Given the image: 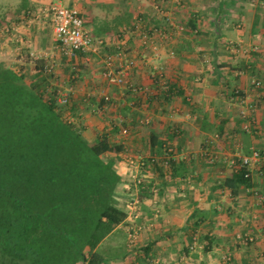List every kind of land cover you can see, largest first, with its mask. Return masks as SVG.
I'll return each mask as SVG.
<instances>
[{"label": "crops", "instance_id": "obj_1", "mask_svg": "<svg viewBox=\"0 0 264 264\" xmlns=\"http://www.w3.org/2000/svg\"><path fill=\"white\" fill-rule=\"evenodd\" d=\"M52 1L0 0V62L28 86L39 83L74 127L27 130L19 152L15 139V189L32 203L28 218L43 216L44 204L59 203L56 179L68 181L72 169L66 156L56 158L73 150L70 139L86 142L101 150L92 166L118 176L111 203L125 212L93 248L86 243L65 264H89L95 251L99 264H225L228 255L229 264H264V200L256 194L264 197V96L252 85L254 77L264 81V0H62L79 8L96 48L71 56L57 48ZM155 28L164 33L144 42ZM119 44L135 64L127 83L109 84L102 70ZM253 45L260 51H245ZM46 62L53 73L44 71ZM53 137L61 138L55 146ZM255 149L263 155L247 182L226 185L235 172L227 158ZM20 216L24 210L15 225ZM36 256L26 262L37 263Z\"/></svg>", "mask_w": 264, "mask_h": 264}, {"label": "trees", "instance_id": "obj_2", "mask_svg": "<svg viewBox=\"0 0 264 264\" xmlns=\"http://www.w3.org/2000/svg\"><path fill=\"white\" fill-rule=\"evenodd\" d=\"M45 79L46 78L43 77L40 80V83L45 81ZM12 81H15V139L18 140V152L19 150L23 151V148L27 145V137H24L23 134L27 130L49 129L53 132H66L67 130L74 128L71 124H68L67 122L62 120V110L60 109L61 104L57 103L56 98H45L43 92L44 90H42L41 88H37V85L39 83L34 86H28L27 84H25V76L22 74H17L13 68H11L10 66H6V63L4 62H0V104L2 103L1 96H4L5 93H9L10 88H13L11 87L13 84H11L9 87L7 85ZM6 102L7 100L4 101V104H6ZM2 111L4 112V110ZM69 139L70 138H67V140ZM84 143L85 142H83V144ZM51 144L52 146H55V140L53 138H51ZM68 144H74L75 146H77V143H75V141H71V139ZM78 144L81 145L80 141L78 142ZM75 146H73V150H71V147L67 149L66 153L62 150L61 157L56 158L55 161L56 163H60L61 161L63 162L65 161L66 156L67 162L69 161L68 165L66 166L67 170H70L72 168L70 170L71 172L66 177V180L68 179L70 181L69 185L66 183V192L68 193V195H70L71 192H73L72 195H74L78 190V188L74 186L77 184H74L75 182L73 180L76 178L77 182V179L83 178L79 184H83L89 179H92L91 182H94L93 184L104 186L101 187V189L105 194L109 196V203L107 204V207H105V209H103L99 215L97 230L90 235L91 237L87 242L90 244L91 248H93L109 230H111L125 218V212L111 203L112 196L110 188L113 182L115 183L118 180V176L103 164H100L98 168H95L94 165L92 166L93 162L100 160L97 158V154H100L101 150H98L97 152L95 146H92L93 148H90V146L87 149L90 150V152L88 151L89 155H87L86 153H84L85 151H83L84 154L82 153V160L78 161L74 157L77 149L75 148ZM85 146H87V143ZM57 167L59 168V170L60 168H66L64 167V165H58ZM91 168H93V172L84 171V169ZM73 169L78 173V176L80 177H76L75 173L73 174L74 176H71ZM80 169H83V171H80ZM56 180L57 182L53 184V188H56L58 183L60 185V182H63V179H61L60 182L58 178ZM247 180L248 179L244 177L243 172H234L226 179L225 183L226 185L234 188L238 183H245L247 182ZM96 189L99 190L98 187ZM55 197L58 199V196ZM67 198L68 197L61 201L58 200V202L62 203L64 200H67ZM82 201L85 202V198H80L81 203ZM87 204L89 205L90 203ZM88 205L86 207L82 206V210H89L90 206ZM12 208H14V205L11 200L6 198L0 199V264H29L26 261L28 259V256H30L32 252L37 254V263L35 264H44L43 262H38L41 253L38 252L37 249L30 250L28 249V247H24V245L22 244V242H27L24 239L28 237V234L30 235L32 227H29V229L25 226L21 227V222H19L18 226L15 225L16 220L15 218H13ZM75 212L76 211H74L73 213L75 214ZM30 214L32 215L31 212ZM85 219L90 220L89 212H84L83 215H80L79 222L81 221L83 224L85 222ZM18 232L20 233V235H18ZM20 237H22L23 239H19ZM46 242V247H54V249L50 248L52 250L48 252L51 257L50 259L53 260V262H50L49 264L63 263L62 259L65 258V255L54 246L56 241H53V238H50L46 239ZM78 254H76V256ZM99 256L100 255L98 252H92L88 260L89 264H99ZM22 261H25V263H23Z\"/></svg>", "mask_w": 264, "mask_h": 264}, {"label": "rangeland", "instance_id": "obj_3", "mask_svg": "<svg viewBox=\"0 0 264 264\" xmlns=\"http://www.w3.org/2000/svg\"><path fill=\"white\" fill-rule=\"evenodd\" d=\"M12 48L15 49V43ZM11 84H13L11 86L13 88H10L9 93L1 96L2 103L0 104V199L6 198L13 202V218L18 217L19 213L21 214L24 210V216L18 218L21 221V227L25 226L28 229L31 226L34 227L31 233L29 232L30 235L28 234V237L24 239L28 243L22 242V244L26 247L28 244L33 245L36 242L37 245L35 246L39 247V244L45 243L46 239L53 238V241H56L54 246L62 247L59 250L65 255V258L62 259L63 263H61L64 264L81 252L83 246L89 241L90 235L97 230L99 215L107 207L109 196L102 191L101 187L104 186L93 184L94 182H91L92 179H89L83 184H78L79 181H77V185H75L78 188L77 192L74 195H72L73 192L68 195L66 188L67 184H70V181H63L57 186L61 189V191L59 189L58 199L61 201L68 197L67 200L58 203V205H54V207H51L49 205L50 203H46L43 205L45 207L42 211L45 212L43 216L28 218L32 203L15 189V81L8 83V87ZM5 100H7L6 104H4ZM53 139L60 140L61 138L53 137ZM85 145L86 142L82 147L80 144L77 145L74 157L78 161L82 160L84 153L89 155L88 151L90 152V150H87L89 147ZM83 151L85 152L83 153ZM80 171H83V169H80ZM84 171L93 172V168L84 169ZM97 187L99 190L96 189ZM80 196L85 198L86 201H82L81 203L80 198L82 197ZM87 203L90 204L88 205ZM87 205L90 206V209L82 210V206L86 207ZM74 211H76L75 214L73 213ZM84 212L90 213V220L85 219V222L82 224L81 221L79 222V217ZM31 220L38 222L41 220L42 223L44 221L45 225L36 227L34 226L36 221L32 223L30 222ZM18 235H20L19 232ZM19 239L23 238L20 237ZM31 239L33 240L32 242ZM50 248L54 249L53 246L46 247V244L40 248H36L42 255L38 262L44 261L45 264L53 262L48 253L52 250ZM27 261L29 262V258Z\"/></svg>", "mask_w": 264, "mask_h": 264}, {"label": "built area", "instance_id": "obj_4", "mask_svg": "<svg viewBox=\"0 0 264 264\" xmlns=\"http://www.w3.org/2000/svg\"><path fill=\"white\" fill-rule=\"evenodd\" d=\"M80 2V0H77ZM50 9L53 13V29H54V39L57 43V48L63 55L71 56L74 55L76 51H89L96 50L92 47V37L85 26V19L81 14L77 6H70L63 3L62 0H54L51 2ZM153 33L163 34L164 30L160 28H155L152 31L145 32L143 34L144 42H147ZM246 52L250 53L252 51H260L259 45H253L245 49ZM126 52L123 50L121 44L118 45V51L115 53H110L105 59V66L102 70L103 78L109 84H124L127 83V76L129 69L135 64V59L126 58ZM120 58L122 61L120 63L116 62L115 59ZM44 71L48 74L53 73V65L46 62L44 65ZM253 90L257 96H264V81L259 77H254L252 79ZM130 87L136 93L146 92L147 89L143 86L130 84ZM239 89L236 90L239 93ZM68 94H64L60 101L62 104L68 103ZM102 99L106 104L112 102V96L110 94H103ZM254 107L253 104L249 105ZM119 121L123 122L124 118L119 116ZM147 122V120H144ZM127 127L123 126L122 130L127 131ZM168 155V152L165 153ZM214 152L211 154L212 159L215 157ZM263 155L258 149L253 150L251 155H237L234 154L227 158L228 165L235 172H243L244 177L249 179L252 175V164L258 161ZM166 166L169 165V160H165ZM139 181V180H138ZM258 199L260 202L264 200V197L256 191ZM134 238V234H133ZM245 240L255 241V235H246ZM230 255L227 256L225 264H229Z\"/></svg>", "mask_w": 264, "mask_h": 264}]
</instances>
